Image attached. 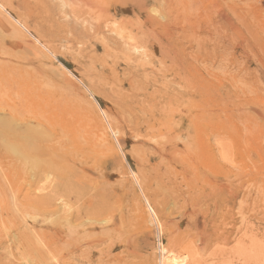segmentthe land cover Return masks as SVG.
<instances>
[{"label": "rangeland", "instance_id": "374dc122", "mask_svg": "<svg viewBox=\"0 0 264 264\" xmlns=\"http://www.w3.org/2000/svg\"><path fill=\"white\" fill-rule=\"evenodd\" d=\"M0 2V264H264V0Z\"/></svg>", "mask_w": 264, "mask_h": 264}, {"label": "bare ground", "instance_id": "6f19581e", "mask_svg": "<svg viewBox=\"0 0 264 264\" xmlns=\"http://www.w3.org/2000/svg\"><path fill=\"white\" fill-rule=\"evenodd\" d=\"M1 3V2H0ZM1 5H3L2 3H1ZM3 7H6L5 5H3ZM1 9V8H0ZM9 12V14L11 15V17L14 19L15 18V16L10 12V11H8ZM123 44V43H122ZM32 47V46H31ZM29 60V59H28ZM9 64V63H8ZM71 78V77H70ZM67 81V80H66ZM69 82H70V80H69ZM81 82V81H80ZM77 86V85H76ZM86 88H88V87H86ZM33 93V92H32ZM35 93V92H34ZM38 93V92H37ZM31 94V93H30ZM36 94V93H35ZM35 94H33V95H35ZM40 94V93H39ZM33 95H32V97H33ZM34 97H36L37 98V95H35ZM246 105V104H245ZM106 113V112H105ZM92 123H94V122H92ZM100 124V123H99ZM95 125V124H94ZM98 128V127H97ZM209 174H206L205 172L204 173H201V177H205V176H208ZM122 176V175H121ZM195 176H196V174H195ZM66 177V176H65ZM139 183V182H138ZM193 183V182H192ZM16 189V188H15ZM18 189V188H17ZM17 191H19V190H17ZM18 193V192H17ZM17 193H16V195H17ZM145 198H146V200H148V198L146 197V195L144 196ZM8 202V201H7ZM15 205V204H14ZM18 205V204H17ZM140 205V204H139ZM152 205V204H151ZM7 207V206H6ZM141 209H142V211L144 210L143 209V207L141 206L140 207ZM156 209V208H155ZM151 214H153L152 212H151ZM154 217V216H153ZM79 227V226H78ZM77 227V228H78ZM41 232V231H40ZM37 238V237H36ZM38 239V238H37ZM40 240V239H39ZM43 241V240H42ZM159 241V247H161V249H162V251H165L166 250V247H165V245H164V243L162 242V239H161V236H160V239L158 240ZM41 242V241H40ZM255 243V242H254ZM255 245V244H254ZM35 247L37 248V251L40 249L39 247H38V245L37 244H35ZM161 251V252H162ZM40 252V251H39ZM1 255V254H0ZM170 255H174V253L171 251L170 252ZM47 256V255H46ZM164 256V255H163ZM1 258H3L2 256H1ZM0 258V262H1V259ZM255 258V257H254ZM5 259V258H4ZM11 260V259H10ZM51 260V259H50ZM167 260V259H166ZM3 261H5V260H3ZM57 261V260H56ZM164 261H165V259H164ZM168 261V260H167ZM167 261H165V262H161V264H169V263H166ZM10 262V261H9ZM11 263V262H10ZM176 264V263H175ZM195 264H200V262H198V263H195ZM222 264H224V263H222Z\"/></svg>", "mask_w": 264, "mask_h": 264}, {"label": "crops", "instance_id": "0c3cea01", "mask_svg": "<svg viewBox=\"0 0 264 264\" xmlns=\"http://www.w3.org/2000/svg\"><path fill=\"white\" fill-rule=\"evenodd\" d=\"M140 7L139 5H126V6H119L118 4H115L113 7V10L118 15H130L132 12Z\"/></svg>", "mask_w": 264, "mask_h": 264}]
</instances>
